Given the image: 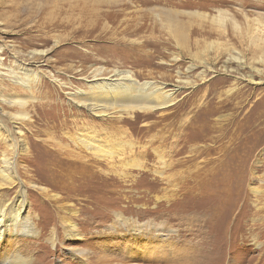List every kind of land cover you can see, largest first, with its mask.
<instances>
[{
    "label": "rangeland",
    "instance_id": "obj_1",
    "mask_svg": "<svg viewBox=\"0 0 264 264\" xmlns=\"http://www.w3.org/2000/svg\"><path fill=\"white\" fill-rule=\"evenodd\" d=\"M151 8L180 14L179 41L151 26ZM263 27L264 0H0V116L16 117L6 127L20 133L14 155L0 127V169L13 160L20 182L0 185V204L27 191L34 235L18 238L22 256H127V239L97 236L121 213L170 232L161 264H264ZM97 68L180 89L162 110L92 118L66 94ZM21 69L42 75L32 89L12 82ZM86 122L99 156L78 141ZM69 213L83 240L65 241Z\"/></svg>",
    "mask_w": 264,
    "mask_h": 264
},
{
    "label": "bare ground",
    "instance_id": "obj_2",
    "mask_svg": "<svg viewBox=\"0 0 264 264\" xmlns=\"http://www.w3.org/2000/svg\"><path fill=\"white\" fill-rule=\"evenodd\" d=\"M233 1L244 6L250 0ZM148 12L150 17L147 19L152 22L151 26L159 27V30H161L160 32L163 31V26L167 27L170 34H172V37L177 39V41H179V38L183 37V32H181L183 31L181 30L182 22L179 21V13L164 8H151ZM116 15H118V13H116L115 16ZM229 16L230 15L227 17L229 18ZM222 18L226 19V16L221 14L219 17L214 18L213 21L216 22V24L222 22L224 24V19L222 20ZM136 20L138 19H134L133 21ZM143 26L141 29H145ZM261 41V45H256V49H259L258 51L263 55L264 39H261ZM260 61L264 65V57ZM21 71L22 72L18 74H15L12 71L10 73L11 80L15 85L27 89H32L31 85L42 77L39 73H35V75L30 74V71L27 69H21ZM52 78L54 79V83L59 82L54 76H52ZM82 80L85 81L84 86L75 87L74 89L71 88V91L66 95L69 98L68 101L74 104L77 108L85 110L92 118L111 117L115 114L130 115L134 112L162 110L174 103V94L180 89L179 87H176L173 90H167L164 84L160 85L153 81L139 82L134 78L130 71H109L104 68L94 69L90 77H84ZM255 83L257 85L261 84V82ZM59 86L66 88L71 86V84L66 82V84H60ZM5 102L7 105L19 104L22 106V104H25L24 100L18 98L7 99ZM2 115L3 114L0 116V127L6 129L5 132L9 137L8 142L10 143L9 146L12 149V154H18L20 147L16 136L20 133L12 131L6 127V123L9 121L16 124V117L10 119L7 118L9 119L7 120L4 119ZM86 123L88 124V128H85L88 130V132H86L87 135L86 137L78 138V141L87 149L98 150L96 152L94 151L91 155L99 156V154L102 153L100 152L102 149L101 146H98L97 144H99L101 140L97 137L98 132H95L96 130H94V128H96L94 125L95 123ZM110 149L112 148H109V150ZM103 153L106 155L105 151ZM112 154L114 153L112 152ZM108 156H111V154H107V157ZM2 163L4 166L0 169V178L2 181L0 184L1 187H10L15 183L20 185L18 177L14 173L16 164L13 163V160L5 158ZM28 205L27 191L23 187H20L13 201H7L6 203L4 202L3 204H0V264H32L29 260L30 258L23 257L22 253L17 248V240L19 237L34 235L31 227L32 225L27 219ZM113 216L112 223L107 227V231L105 233L104 231L99 232L100 234L102 233V236H100V234L97 235L100 237H98V240L100 241L104 235H108L109 239L121 235L122 238L127 239L128 241V248H130L127 253L128 255L118 258L117 256L112 255V253L104 254L105 252H102L91 257L89 250L77 248L69 249L71 258L76 261V264H161L165 262L160 258L163 247L159 242L163 241L162 237H168V233L170 232L152 228L151 225L148 226L147 224L137 223L129 217L126 218L125 215L121 213H115ZM76 218L77 213H69L67 217H64L66 226L63 231V237L65 241L83 240V235L76 229V224L74 222ZM48 241H50L53 246H55V243L57 242L54 239H48Z\"/></svg>",
    "mask_w": 264,
    "mask_h": 264
}]
</instances>
